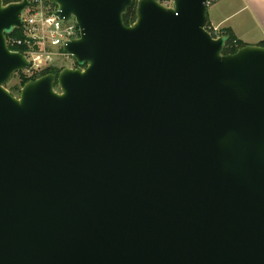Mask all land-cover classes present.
Instances as JSON below:
<instances>
[{
  "label": "water",
  "instance_id": "1",
  "mask_svg": "<svg viewBox=\"0 0 264 264\" xmlns=\"http://www.w3.org/2000/svg\"><path fill=\"white\" fill-rule=\"evenodd\" d=\"M172 1L53 0L77 67L13 96L0 0V264H264V48Z\"/></svg>",
  "mask_w": 264,
  "mask_h": 264
},
{
  "label": "built area",
  "instance_id": "2",
  "mask_svg": "<svg viewBox=\"0 0 264 264\" xmlns=\"http://www.w3.org/2000/svg\"><path fill=\"white\" fill-rule=\"evenodd\" d=\"M27 1L29 6L22 14V28L17 29L21 32V37L6 41L8 47L10 45L24 48V52L14 51L23 54L28 60L30 67L24 73L32 75L46 70L57 58H69L62 48L68 41L79 38V27L73 17L69 18L67 22L60 21L55 17L57 5L53 0ZM155 1L166 8L173 6L172 0ZM207 32L213 36L212 34H217L218 29L210 27Z\"/></svg>",
  "mask_w": 264,
  "mask_h": 264
},
{
  "label": "crops",
  "instance_id": "3",
  "mask_svg": "<svg viewBox=\"0 0 264 264\" xmlns=\"http://www.w3.org/2000/svg\"><path fill=\"white\" fill-rule=\"evenodd\" d=\"M209 25L231 30L241 42H264V0H214L208 6Z\"/></svg>",
  "mask_w": 264,
  "mask_h": 264
},
{
  "label": "trees",
  "instance_id": "4",
  "mask_svg": "<svg viewBox=\"0 0 264 264\" xmlns=\"http://www.w3.org/2000/svg\"><path fill=\"white\" fill-rule=\"evenodd\" d=\"M20 0H3V4H11L13 2H19ZM133 5L127 10V12L123 15V20L125 22V24L127 26H131L134 22H135V6H136V0H133ZM209 21L207 22L206 25V30L209 31ZM215 38L216 37H224L226 39V43H225V47L223 49V54L224 55H231L234 54L235 52H237L239 49L243 48L246 46V44H244L243 42H241L236 36H234L233 32L231 30H226V29H221L218 30L217 34L214 35L212 34ZM21 37V32L19 30H14L13 33L9 34L6 36V40L9 41L10 39H14V38H20ZM260 47L264 48V42L259 44ZM9 48L11 50H18L20 52H24V48L23 47H17V46H10ZM77 67L76 63H75V68ZM54 74L55 76H57L58 71L56 69H54L53 67L48 68L46 70H43L41 72L38 73H33L32 75H25L23 72H19L17 73L18 75V83L14 86L8 89V91L10 92L11 95L15 96L16 94H19V91L21 89V87L33 80H36L38 78H40L41 76H44L46 74ZM56 87V86H55Z\"/></svg>",
  "mask_w": 264,
  "mask_h": 264
},
{
  "label": "rangeland",
  "instance_id": "5",
  "mask_svg": "<svg viewBox=\"0 0 264 264\" xmlns=\"http://www.w3.org/2000/svg\"><path fill=\"white\" fill-rule=\"evenodd\" d=\"M51 67L56 69L59 73L63 69L75 68V61L70 57L69 58L60 57V58L55 59L48 68H51ZM18 80H19L18 75L17 73H15V75L12 76V79L6 85V89L8 90L9 88L14 87L18 83ZM15 96H18V95L16 94Z\"/></svg>",
  "mask_w": 264,
  "mask_h": 264
}]
</instances>
